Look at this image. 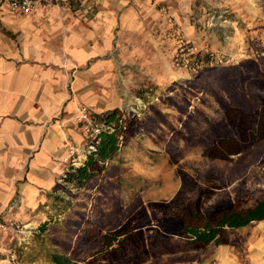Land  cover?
<instances>
[{
	"label": "rangeland",
	"instance_id": "rangeland-1",
	"mask_svg": "<svg viewBox=\"0 0 264 264\" xmlns=\"http://www.w3.org/2000/svg\"><path fill=\"white\" fill-rule=\"evenodd\" d=\"M183 3L184 7L179 3V21L168 17L169 23L156 29L162 37L153 40L150 46L160 50L159 54L154 52L150 65H143L141 61L134 65L133 102L122 108L126 111L136 108L142 122L139 131L127 140L113 161L121 165L120 176L106 175L81 187L64 177L72 166L66 163L65 174L57 182L49 205L44 207L45 213L34 227L29 226L31 232L24 237L15 232L4 233L0 264H55L51 253L59 250L70 254L89 226V219H104L109 224L110 218L120 214L125 217L122 211L133 203L137 206L140 201L147 204L173 199L182 188L179 167L199 184L213 187L206 205L239 199L245 206H252L264 198L261 148L255 147L228 159L204 154L210 141L209 125L226 117L222 100L233 104L241 101L231 100L221 86L194 78L202 64L200 58L208 53L212 54V65L226 66L246 58L264 63V0H186ZM153 208L152 213L160 210ZM170 210L172 206L167 209ZM47 220L50 224L44 237H34L33 230ZM150 246V254L140 264L204 261L200 253L203 248L188 246L179 235H171ZM13 253L15 259L10 257ZM92 253L83 256L89 257ZM77 262L85 264L81 258Z\"/></svg>",
	"mask_w": 264,
	"mask_h": 264
},
{
	"label": "crops",
	"instance_id": "crops-1",
	"mask_svg": "<svg viewBox=\"0 0 264 264\" xmlns=\"http://www.w3.org/2000/svg\"><path fill=\"white\" fill-rule=\"evenodd\" d=\"M58 1L22 13L0 0V221L31 227L65 174L69 141L88 139L80 106L99 117L131 104L135 63L159 54L156 29L179 21L186 0ZM229 236L203 248L200 264H264V220Z\"/></svg>",
	"mask_w": 264,
	"mask_h": 264
},
{
	"label": "trees",
	"instance_id": "trees-1",
	"mask_svg": "<svg viewBox=\"0 0 264 264\" xmlns=\"http://www.w3.org/2000/svg\"><path fill=\"white\" fill-rule=\"evenodd\" d=\"M211 56L208 53L200 58L202 64L194 78L221 86L231 100H240L241 103L222 100L226 117L209 125L207 135L210 141L204 154L228 159L255 147L264 153V63L256 58H246L226 66L212 65ZM138 115L136 108L128 114L115 108L99 116L104 123L112 124V130L105 129L100 133L96 150L89 153L80 165H72L66 171V180L83 187L99 177H119L121 165L113 161L127 140L139 131L142 120ZM173 162L177 159L173 158ZM177 173L182 179V188L173 199L147 204L140 201L137 206L133 203L122 211L124 218L120 214L110 218L109 224L104 223V219H89V226L80 235L72 252H52L53 262L77 264V259L81 258L85 264L102 261L105 264H140L150 254L151 244L171 235H179L188 246L200 249L212 242H229V228L264 220V198L252 206H245L239 199L206 205L213 187L199 184L181 167ZM187 193L190 194L185 196ZM170 206L172 210L167 211ZM152 207L160 210L152 213ZM49 224L50 220H47L34 229V237H44ZM89 252H93L89 257L83 256Z\"/></svg>",
	"mask_w": 264,
	"mask_h": 264
},
{
	"label": "built area",
	"instance_id": "built-area-1",
	"mask_svg": "<svg viewBox=\"0 0 264 264\" xmlns=\"http://www.w3.org/2000/svg\"><path fill=\"white\" fill-rule=\"evenodd\" d=\"M8 9L12 12L31 13L36 8L37 4L45 2L60 8V2L58 0H1ZM134 109V107L132 108ZM126 114L130 112V108L126 111L122 108ZM77 122L87 135V141L84 143H77L69 141L67 147L69 149V156L64 158L65 163L70 165H80L84 158L89 153L93 152L97 148V144L100 142V133L105 129L112 130L111 123H104L100 117H98L89 106L83 104L79 108L78 115L76 117ZM0 229L4 231L15 232L17 235L27 236L31 229L28 224L21 220H6L0 221ZM10 257L16 258V254L13 253ZM206 264H219L217 260H211Z\"/></svg>",
	"mask_w": 264,
	"mask_h": 264
}]
</instances>
